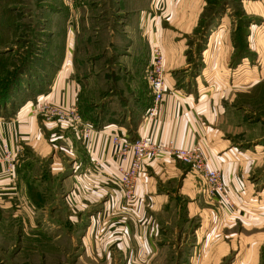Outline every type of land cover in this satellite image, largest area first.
Listing matches in <instances>:
<instances>
[{"label":"crops","instance_id":"obj_1","mask_svg":"<svg viewBox=\"0 0 264 264\" xmlns=\"http://www.w3.org/2000/svg\"><path fill=\"white\" fill-rule=\"evenodd\" d=\"M32 2L25 19L49 46L35 53L38 64L31 76L23 71L8 77L5 84L0 82V207H10L21 194L23 209H44L45 205L36 207L32 190L38 183H43V190L45 176L54 179L68 164L63 186L68 190L69 210H87L106 198L110 186H119V162L110 138L112 134L136 137L142 132L140 126L153 99L146 72L157 40L164 48L166 93L149 133L177 147L202 146L211 167L222 172L226 186L234 182L226 174L228 166L220 161L227 147L221 131L204 122L212 117L218 126L220 112L206 110L200 94L189 95L174 85L173 73L184 57V34L198 23L206 0ZM15 26H4L0 14V51L9 39L8 29L15 31ZM47 102L77 107L83 122L96 129L88 138L82 137L80 126L41 111ZM4 144L15 160L12 171L4 160ZM184 170L176 156L167 152L147 158L138 176L134 205L139 210L167 208L172 203L167 186L176 181L192 184L181 178ZM115 194L114 203L119 199ZM245 213L251 214L239 211L235 215ZM240 216L232 225L238 227L233 231L235 239L244 236L249 242L231 264H264V221Z\"/></svg>","mask_w":264,"mask_h":264},{"label":"rangeland","instance_id":"obj_2","mask_svg":"<svg viewBox=\"0 0 264 264\" xmlns=\"http://www.w3.org/2000/svg\"><path fill=\"white\" fill-rule=\"evenodd\" d=\"M33 3L0 0L4 26L19 22L15 31L8 29L0 51L3 84L23 71L35 73V53L49 46L25 19ZM189 33L174 85L200 94L206 110L221 114L218 126L216 119L203 118L227 145L220 161L234 181L229 199L204 197L192 166L176 157L185 168L181 178L192 184L167 186L172 203L164 210H139L135 196L123 197L120 181L89 209L69 210L63 186L69 164L64 165L54 179L45 176L43 190L38 183L31 192L36 207L44 209H23L20 193L10 207H0V264H231L246 250L249 241L235 239V213L264 221V0H206ZM157 45L163 48L158 40Z\"/></svg>","mask_w":264,"mask_h":264},{"label":"built area","instance_id":"obj_3","mask_svg":"<svg viewBox=\"0 0 264 264\" xmlns=\"http://www.w3.org/2000/svg\"><path fill=\"white\" fill-rule=\"evenodd\" d=\"M146 80L151 89L153 99L147 109L140 128L142 132L135 139L120 134H112L110 141L113 147V155L118 160L117 167L121 192L124 198L130 200L136 190L137 180L144 161L147 158H155L163 153H170L187 164H190L199 177V191L204 197L223 200L229 199V190L220 170L212 168L207 162L200 145L189 147H177L174 142H161L154 139L149 133L152 119L155 117L159 105L166 93L165 87V55L160 45L154 47L153 59L146 72ZM41 111L46 112L58 120H67L80 126L82 137L88 138L94 128L92 124L84 123L77 107L61 108L45 103ZM4 160L8 170H14L15 160L7 144L3 145Z\"/></svg>","mask_w":264,"mask_h":264},{"label":"trees","instance_id":"obj_4","mask_svg":"<svg viewBox=\"0 0 264 264\" xmlns=\"http://www.w3.org/2000/svg\"><path fill=\"white\" fill-rule=\"evenodd\" d=\"M12 81V80H11Z\"/></svg>","mask_w":264,"mask_h":264}]
</instances>
